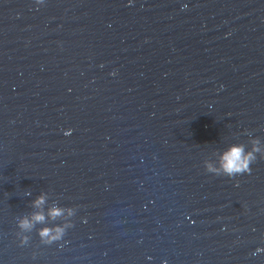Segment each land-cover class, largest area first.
<instances>
[{
  "label": "water",
  "instance_id": "water-1",
  "mask_svg": "<svg viewBox=\"0 0 264 264\" xmlns=\"http://www.w3.org/2000/svg\"><path fill=\"white\" fill-rule=\"evenodd\" d=\"M163 262L264 264V0H0V264Z\"/></svg>",
  "mask_w": 264,
  "mask_h": 264
},
{
  "label": "clouds",
  "instance_id": "clouds-1",
  "mask_svg": "<svg viewBox=\"0 0 264 264\" xmlns=\"http://www.w3.org/2000/svg\"><path fill=\"white\" fill-rule=\"evenodd\" d=\"M39 2V0H38ZM131 3V0H129ZM183 7H187V5H183ZM258 142H253V147L250 151H245L243 145H231L229 146L220 156L219 167H214L211 164H207L206 167L211 172H219L223 171L228 176H233L238 173L248 172L250 171L248 165L255 158L254 153L260 151L257 146ZM44 197L43 195L38 196L34 201L35 205H40L43 203ZM63 210L52 208L49 210V215L55 216L60 215ZM68 214L71 215V209H68ZM44 219L42 213H34L31 219L25 217L20 221V227L27 228L31 226L32 221H41ZM64 233L63 226H55L54 228L44 227L39 230V235L42 239H44L45 243H51L57 240H60ZM26 239V238H25ZM150 259V257H149ZM166 264V262H163Z\"/></svg>",
  "mask_w": 264,
  "mask_h": 264
}]
</instances>
